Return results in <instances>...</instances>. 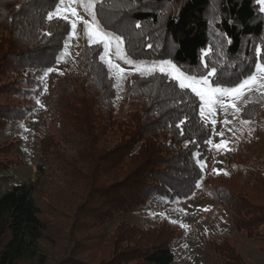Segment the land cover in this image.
<instances>
[{
    "label": "trees",
    "instance_id": "trees-1",
    "mask_svg": "<svg viewBox=\"0 0 264 264\" xmlns=\"http://www.w3.org/2000/svg\"><path fill=\"white\" fill-rule=\"evenodd\" d=\"M54 9L53 0H0V74L10 65L11 74H23L11 89L23 101L38 96L36 77L56 63L68 38L67 21L44 18ZM97 18L107 31L124 37V47L135 60H171L196 77L214 67L211 79L222 87L236 86L257 63L264 65V11L255 0H220L216 8L211 0H135L131 8L100 10L98 5ZM257 46L262 48L260 56ZM102 52L101 46H80L83 77L68 73L61 79L53 110L68 135L84 137L82 148L89 153L71 165L76 181L66 186L95 199L94 217L112 223L115 216L124 217L148 203L190 198L202 176L198 164L207 156L212 127L199 117L198 98L159 73L145 78L134 74L123 81V98L114 106V83L99 59ZM28 105L0 104V129L24 119L33 109ZM240 117L246 118L245 113ZM181 120L185 123L177 128ZM42 142L41 151L47 154L52 148ZM219 194H214L216 200L229 207L237 230L250 234L263 224L264 207L243 203L246 207L240 208L228 191ZM41 214L33 185L14 186L0 195V264H47L40 244L48 225ZM241 216L252 220V226L244 227ZM167 223L139 229L120 222L110 238L129 245L114 250L109 261L88 263L68 256L59 264H171L174 226Z\"/></svg>",
    "mask_w": 264,
    "mask_h": 264
},
{
    "label": "rangeland",
    "instance_id": "rangeland-1",
    "mask_svg": "<svg viewBox=\"0 0 264 264\" xmlns=\"http://www.w3.org/2000/svg\"><path fill=\"white\" fill-rule=\"evenodd\" d=\"M219 1L211 0L215 8ZM65 4L75 7L79 17L90 20L78 2L69 4V0H65ZM68 15L69 19L77 20L70 13ZM118 16L120 13L117 19ZM69 27V33H72L70 24ZM1 33L3 39L8 38L7 32ZM83 43L88 44L84 25L77 20L72 38H67L60 51V55H64L52 66L55 70L47 75V69L43 70L36 77L39 78L40 93L31 101H23L11 93L23 74H11V65L0 74L3 76L0 77V104H29V107H33L24 119L7 122L0 129V195L14 186H34V199L41 209L42 220L48 225L47 237L40 244L48 255L47 264H59L68 256L88 260V263H99L102 259L109 261L114 250L119 252L129 245L119 242L120 239L112 242L114 238H110L120 222L139 229H151L166 222L174 226L175 241L171 245L174 259L171 264H227L226 260L233 264H264V222L250 234L239 231L231 222L229 207L216 200L220 196L219 191H228L232 198L240 201L237 202L240 208L246 207L243 203L264 207V88L259 87L264 74L257 72L255 65L253 72L246 78L256 75L257 86L245 90L238 98H224L225 104H235L239 111L230 107L225 109L217 104L214 115L206 112L202 120L199 102V117L203 123L211 125L212 134L207 156L198 164L200 169L201 163L204 165L199 186L196 184L190 198L148 203L134 213L124 217L115 216V221L105 223L94 217L95 199L88 200L90 197L86 198L81 189L76 194L72 186L67 187L70 182L76 181L71 165L89 153L82 148L84 137L68 135V130L63 126L65 122L53 110L54 92L61 79L68 73L83 77L77 56ZM97 46L103 48L102 45ZM109 58L125 68L126 73H131L119 82V87H114V104L123 98V81L139 73L123 61L116 60L114 50ZM177 68L183 72L179 66ZM107 71L116 84L108 68ZM114 106L118 107V102ZM254 110V116L250 115ZM241 112L245 113L246 118L240 117ZM213 119L215 125L211 123ZM242 120H248L249 123H241ZM43 139L52 148L47 154L42 153L43 149L41 151ZM240 218L244 227L254 223L249 217V220L242 216Z\"/></svg>",
    "mask_w": 264,
    "mask_h": 264
},
{
    "label": "snow or ice",
    "instance_id": "snow-or-ice-1",
    "mask_svg": "<svg viewBox=\"0 0 264 264\" xmlns=\"http://www.w3.org/2000/svg\"><path fill=\"white\" fill-rule=\"evenodd\" d=\"M72 2H78L90 17V20L79 17L75 7L66 6L65 0H53L55 9L53 11H48L46 17L44 18L49 22H52L54 18L67 21L71 25L72 33L75 32L77 27V20L82 21L84 25V34L87 38L88 44L90 46H103V52L102 54H99V59L107 65L109 72L114 76L116 84H114L113 87H119V82L127 75H131V73H126L125 68L120 67L118 63H115L111 58H109L110 54L113 53V50L116 60L123 61L124 64L134 68L135 71L139 73L141 78L150 77L159 73L163 78L175 81L180 90H190L191 93L199 98L200 116L202 120L204 119L206 112L208 115H214V109L217 104L221 105V107H224L225 109L229 107L236 109L235 104H225L224 98H238L245 90H251L252 87L257 86L256 75L249 76L238 83L235 87H222L215 85V82L211 79L216 73V69L214 67L207 71L206 75L201 74L199 77H196L186 75L185 73L179 71L177 66L173 64L171 60H160L158 62L154 61L148 63L145 61H137L132 58L131 54L128 53L124 47V37L116 34L114 31H107L106 26L102 25V22L97 18V12L98 5L100 10L104 7L131 8L134 5L135 0H122L119 4H105L103 0H69V4ZM257 3L259 5H264V0H257ZM261 11H264V7H261ZM69 13L72 17H77V20L69 19ZM135 27L136 29H140L141 25L137 23ZM72 33H69L68 39L72 38ZM45 35H51V33H45ZM65 47H67V43L65 44ZM148 47H151V45H148ZM261 51V46H257L255 48L257 56H260ZM62 55H64V53L57 56V63L62 58ZM202 55H206V53H202ZM54 70V68L49 67L45 72V75L53 72ZM256 71L264 74V65L257 63ZM259 87L264 88V76H261L260 78ZM236 110L239 111V109ZM184 123L185 120H181L176 127L180 128ZM211 123L215 125V120L213 119ZM241 123L247 124L249 121L242 120ZM181 134H183V132ZM206 142L210 143V141ZM217 147H219V145ZM200 166L201 170H203V163H201ZM213 171H216L217 174H219L216 169H213ZM224 174L227 175V173ZM198 186L199 183H197V187Z\"/></svg>",
    "mask_w": 264,
    "mask_h": 264
}]
</instances>
